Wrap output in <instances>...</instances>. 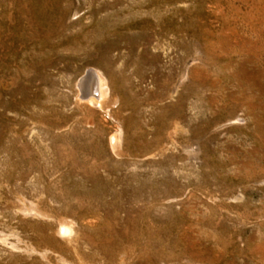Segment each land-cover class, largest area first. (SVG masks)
<instances>
[{
	"label": "rangeland",
	"instance_id": "374dc122",
	"mask_svg": "<svg viewBox=\"0 0 264 264\" xmlns=\"http://www.w3.org/2000/svg\"><path fill=\"white\" fill-rule=\"evenodd\" d=\"M0 264H264V0H0Z\"/></svg>",
	"mask_w": 264,
	"mask_h": 264
},
{
	"label": "bare ground",
	"instance_id": "6f19581e",
	"mask_svg": "<svg viewBox=\"0 0 264 264\" xmlns=\"http://www.w3.org/2000/svg\"><path fill=\"white\" fill-rule=\"evenodd\" d=\"M29 5H30V4H29ZM21 17H22V16H21ZM29 20H30V19H29ZM19 29H20V28H19ZM88 75H89V73H88L86 76L81 77L79 83L82 82V81H83ZM96 75H97V74H96ZM96 80H97V81H96L97 84H99V86L96 87V89H97L96 92L98 91V95H97V94L94 95V93L92 92L93 94H92V95L90 94L91 97H89L88 100L91 101V102L97 101V103H98V101L101 102V100H102V96H103V94H104V91H103L104 89L102 88V81L100 80V78H96ZM96 82H95V83H96ZM86 84H89V83H86ZM97 84H96V85H97ZM83 86H84V85H83ZM87 86H88V85H87ZM80 87H81V86H80ZM89 87H90V86H89ZM87 88H88V87H87ZM88 89H89V88H88ZM88 89H87V91H88ZM106 89H107V88H106ZM89 90H90V89H89ZM82 97H84V98L86 97V98H87L88 96H83V95H82ZM97 105H98V104H97ZM111 143H112V142H111ZM112 145H113V144H112ZM101 152H102V151H101ZM100 189H101V188H100ZM84 214H85V213H84ZM152 215H153V214H152ZM109 217H110V216H109ZM98 222H99V221H98ZM165 225H166V224H165ZM62 226H63V225H62ZM67 231H68L67 229H64V232H67ZM154 236H155V235H154ZM179 247H180V246H179Z\"/></svg>",
	"mask_w": 264,
	"mask_h": 264
}]
</instances>
